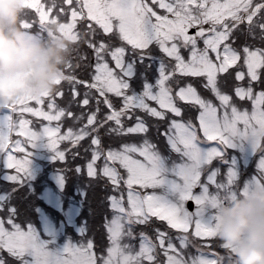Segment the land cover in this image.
Wrapping results in <instances>:
<instances>
[{"label":"snow or ice","instance_id":"1","mask_svg":"<svg viewBox=\"0 0 264 264\" xmlns=\"http://www.w3.org/2000/svg\"><path fill=\"white\" fill-rule=\"evenodd\" d=\"M23 3L35 10L21 17L25 34H59L75 56L52 90L0 103V164L12 170L4 171L9 193L0 195V249L11 259L0 256V264H230L232 254L216 239L215 209L264 190V0ZM21 88L19 75L0 79V97ZM25 114L49 123L37 130ZM64 118L80 121L79 129L61 135L60 123L51 122ZM85 137L91 157L75 172L92 183L105 178L119 193L107 196L112 214L99 253L84 227L79 243L50 246L54 237L22 226L7 203L31 178V149L42 145L50 160L65 161L60 141L75 145ZM257 155L255 172L241 183ZM56 179L62 187L63 176Z\"/></svg>","mask_w":264,"mask_h":264},{"label":"clouds","instance_id":"2","mask_svg":"<svg viewBox=\"0 0 264 264\" xmlns=\"http://www.w3.org/2000/svg\"><path fill=\"white\" fill-rule=\"evenodd\" d=\"M29 9L23 0H0V79L22 77L21 92L38 95L55 87L73 44L55 34L42 38L25 34L20 20ZM216 239L232 254L230 264H264V190L225 200L216 209Z\"/></svg>","mask_w":264,"mask_h":264},{"label":"rangeland","instance_id":"3","mask_svg":"<svg viewBox=\"0 0 264 264\" xmlns=\"http://www.w3.org/2000/svg\"><path fill=\"white\" fill-rule=\"evenodd\" d=\"M38 2H40L38 0ZM37 38H39V36H36ZM86 46V45H85ZM87 48V46H86ZM85 48V49H86ZM243 83L246 84V81H244ZM234 95V93H232ZM34 101H29V104H32L34 105ZM250 107V104L248 105ZM74 111H79V107L78 106H74ZM193 113L195 112V109L192 110ZM26 118H29L32 123L30 124V127H34L36 128L37 130L40 129L41 127V120L40 118L37 119V117H34V116H31L30 114H25ZM47 121H45L44 123H46ZM52 122H57V123H60V132H64L66 131L69 127H71L74 131L78 130L79 127H80V121H73L72 119H69V118H64L61 122H58V121H52ZM17 135V134H16ZM152 137H153V142H156L155 141V137H156V130L153 129L152 130V133H151ZM22 139V138H21ZM67 143L69 144L70 147L74 148L76 150V153H79L81 157L83 158H86V160L90 159L91 157V152L90 150L87 148V145L89 143V139L87 137L85 138H82L77 144L73 145L71 143L70 140H66ZM63 141H60V143L57 145V147L59 148L60 147V144L62 143ZM108 141L106 140V143ZM113 146H116L115 143L113 144ZM32 151V155L30 157V160H31V164H30V170H31V174L35 171V170H38L39 168H41V161L43 162V157L42 155H44V157L47 158V160H49L50 162L53 161V160H50L49 157L51 155V153L49 152V150L46 148V147H43L42 145H38L37 147L31 149ZM19 153V152H18ZM42 154V155H41ZM19 155H22V153H19ZM173 155H175L173 153ZM81 159V158H80ZM258 159L257 158H254L253 159V162L252 164H250L249 168L247 169V171H245L242 176L240 177V181L242 183V180L245 176L255 172V160ZM98 164H101L102 163V160L101 161H98L97 162ZM8 171V170H7ZM97 183L98 182V177H97ZM64 187V186H63ZM111 187V186H110ZM46 190H52L54 192V195L53 197L50 199L52 202L53 205H57L58 202H59V199H60V196L58 195V192L56 189H53L51 185L47 186L46 187ZM199 189L197 190H194V191H198ZM73 194H78V191L77 190H74L73 191ZM14 196H12L10 198V201H14ZM47 199V198H46ZM49 200V199H47ZM29 202H30V199H27V202L24 204L26 206H29ZM109 213H112L111 212V209H109ZM109 213L107 216H102V218L100 219V228L97 229L95 228V223L93 221H89L87 218H84L82 220H86V224H85V227L87 229L86 233H85V238L87 237H91L95 243V245H97V248L98 250H96L98 253L101 251V246L105 247L107 246V237H106V229L104 227V221H105V218H111L109 216ZM40 214V213H38ZM26 216H28V220L29 221H32L34 222L37 218H40L42 224L44 226H48L47 223H50L52 226H53V222L48 220V218L46 216V218L44 217H39L37 215H35L31 209H28V213L26 214ZM24 219L27 220V218L25 216H22ZM22 217L19 219V222L22 224V226H24L25 222L22 221ZM71 217V216H70ZM81 220V221H82ZM28 225H31L32 227L35 228V225L34 224H28ZM27 226V224L25 225ZM43 226H41L42 228ZM49 227V226H48ZM83 227V224L78 221L75 217H71L68 219V222L66 224L64 223H59L58 224V230H59V234L60 236H64V235H69L71 236L72 238H74V243H79L80 240H81V234L78 232V229ZM140 227H144L145 226H137V228H140ZM47 230V231H46ZM43 231L45 234H50V230L48 228H43ZM175 231V230H173ZM38 232V231H37ZM52 232L55 233L57 232L55 228H53ZM59 236V237H60ZM50 239H52V237H50ZM197 240H210L212 238H195ZM62 246V245H61ZM137 246H138V241H137ZM60 247V246H59ZM204 248H211L212 245H208V244H205L203 245ZM216 250L217 251H223L222 249L219 248L218 245L215 246ZM219 249V250H218ZM207 250V249H206ZM188 252L192 253V254H195L196 253V249L192 248L191 246H189V248L187 249ZM0 256L4 257L5 259H10L11 257H9L8 253L6 250H2L0 249ZM159 258L161 260L164 259L163 257V253H159Z\"/></svg>","mask_w":264,"mask_h":264},{"label":"trees","instance_id":"4","mask_svg":"<svg viewBox=\"0 0 264 264\" xmlns=\"http://www.w3.org/2000/svg\"><path fill=\"white\" fill-rule=\"evenodd\" d=\"M161 11H162V10H161ZM75 71H77V69H76ZM50 246H52V245H50Z\"/></svg>","mask_w":264,"mask_h":264}]
</instances>
